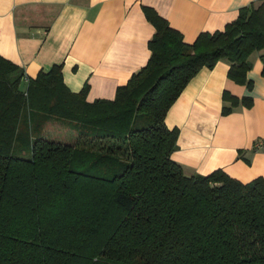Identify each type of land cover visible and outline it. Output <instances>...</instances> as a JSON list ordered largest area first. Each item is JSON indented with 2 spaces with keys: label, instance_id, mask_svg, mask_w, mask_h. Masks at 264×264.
<instances>
[{
  "label": "trees",
  "instance_id": "1",
  "mask_svg": "<svg viewBox=\"0 0 264 264\" xmlns=\"http://www.w3.org/2000/svg\"><path fill=\"white\" fill-rule=\"evenodd\" d=\"M144 8L156 28L150 61L114 99L70 91L61 64L25 93L24 70L0 56V264H264V176L186 174L173 158L179 128L165 121L219 60L252 87L251 54L264 64V2L194 43ZM223 97V114L253 102ZM54 117L78 129L74 143L46 133Z\"/></svg>",
  "mask_w": 264,
  "mask_h": 264
},
{
  "label": "crops",
  "instance_id": "2",
  "mask_svg": "<svg viewBox=\"0 0 264 264\" xmlns=\"http://www.w3.org/2000/svg\"><path fill=\"white\" fill-rule=\"evenodd\" d=\"M264 0H0V56L24 70L19 89L41 70L61 64L65 86L86 100L114 99L118 88L143 69L151 57L149 41L156 28L144 6L164 17L188 43L200 33L221 31L241 9ZM262 53L251 54L246 84L228 77L231 63L204 66L168 110L165 121L178 127L173 158L185 173L216 168L244 182L264 176V64ZM252 95L251 106L240 102L223 114L224 91Z\"/></svg>",
  "mask_w": 264,
  "mask_h": 264
},
{
  "label": "rangeland",
  "instance_id": "3",
  "mask_svg": "<svg viewBox=\"0 0 264 264\" xmlns=\"http://www.w3.org/2000/svg\"><path fill=\"white\" fill-rule=\"evenodd\" d=\"M257 52L258 51H254L253 53ZM54 118V120L51 119L50 122H47L45 128L47 130L46 133H48L49 136H52L53 139L56 138L66 143H74L76 141L78 129L75 128L68 120L66 121L65 119H58L57 117ZM29 154L27 156H29Z\"/></svg>",
  "mask_w": 264,
  "mask_h": 264
},
{
  "label": "built area",
  "instance_id": "4",
  "mask_svg": "<svg viewBox=\"0 0 264 264\" xmlns=\"http://www.w3.org/2000/svg\"><path fill=\"white\" fill-rule=\"evenodd\" d=\"M255 149H264V137L258 138L254 143Z\"/></svg>",
  "mask_w": 264,
  "mask_h": 264
}]
</instances>
